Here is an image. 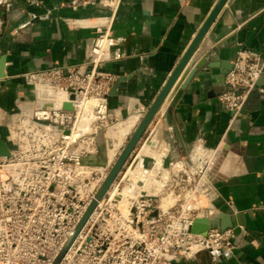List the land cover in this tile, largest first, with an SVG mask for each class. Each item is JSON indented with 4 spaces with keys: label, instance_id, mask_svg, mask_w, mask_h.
<instances>
[{
    "label": "built area",
    "instance_id": "obj_1",
    "mask_svg": "<svg viewBox=\"0 0 264 264\" xmlns=\"http://www.w3.org/2000/svg\"><path fill=\"white\" fill-rule=\"evenodd\" d=\"M125 1L135 5L137 0ZM121 2L65 0L63 7L72 11L104 7L110 18L95 21L96 36L81 62L21 73L33 94L32 103L0 107L6 129L0 137L8 150L0 156V264H53L137 126L121 138L110 156V133L126 119L118 106L108 102L116 77L105 71L108 64L124 57L122 40L110 35ZM4 27L0 13V34ZM231 65L217 98L234 120L253 91H264L257 86L264 56L256 49L241 48ZM101 144L107 154L106 167L86 165L84 160L95 157ZM220 149L199 152L187 167L179 164L176 172L172 166L171 176L159 162L160 152L153 159L157 183L150 192L143 190L130 199L127 209L119 208L113 186L119 185L118 180L132 184L126 177L133 158L141 161L136 153L122 166L58 264H193L201 254L216 262L232 253L242 227L202 234L190 230L197 219H211L231 209L217 185L241 178L220 181L210 176L226 171L217 158ZM139 172L137 180L149 173V167L140 162ZM168 192L176 201L165 209L160 195Z\"/></svg>",
    "mask_w": 264,
    "mask_h": 264
},
{
    "label": "crops",
    "instance_id": "obj_2",
    "mask_svg": "<svg viewBox=\"0 0 264 264\" xmlns=\"http://www.w3.org/2000/svg\"><path fill=\"white\" fill-rule=\"evenodd\" d=\"M64 1L0 0L5 21L0 34V60L5 62L6 75L0 79L1 108L32 103L33 94L24 84L22 72L81 62L96 36L95 29L69 22L94 23L110 18L104 7L72 11L63 7ZM216 1L137 0L130 5L122 0L112 18L110 35L122 40L124 57L108 64L105 71L116 77L108 102L120 108L123 118L131 114V103L144 90L161 87ZM202 47L203 57L212 54L208 64H231L241 48L256 49L264 56V0H227ZM219 75V67L197 70L183 89L168 95L143 139L156 131L153 140L159 139L163 146L159 162L164 169H170L175 164L190 165L202 146L207 149L204 154L212 152L216 142L211 139L222 135L217 158L226 169L238 168L244 174L238 181L219 183L217 189L231 205L225 214H244L245 226L232 253L220 256L216 262L201 254L192 263L264 264V91H253L232 120L230 111L217 98L224 89ZM259 79L257 86L264 90V72ZM137 149L133 156L138 155ZM103 151L101 144L99 153L84 163L106 167Z\"/></svg>",
    "mask_w": 264,
    "mask_h": 264
},
{
    "label": "water",
    "instance_id": "obj_3",
    "mask_svg": "<svg viewBox=\"0 0 264 264\" xmlns=\"http://www.w3.org/2000/svg\"><path fill=\"white\" fill-rule=\"evenodd\" d=\"M226 1L227 0L216 1L212 10L205 18L200 29L194 36L193 40L190 42L189 46L186 48L185 52L178 61L177 65L175 66L173 71L169 74V76L164 80L157 96L150 103L147 111L143 113V116L139 121V123L137 124V126L135 127V129L133 130L128 143L123 148L121 154L118 156L116 162L112 166L104 182L101 184L95 196V200L91 202L90 206L88 207L85 214L77 224L71 236L66 241L65 245L59 252L53 264L59 263L61 256L65 253L69 245L74 240V237L80 231V229L82 228V226L84 225L90 214L92 213L93 209L95 208L97 204L96 200H101L104 197L105 193L108 191L110 187V184L113 183L114 179L116 178L122 166L128 160L129 161L131 160V157L133 156L132 153L137 149V147H138L137 150L139 151L138 152L139 155L148 154L151 156L152 159H156L158 157V154L162 150L163 146H161L162 144L158 142L159 139H156V141L153 140L156 131L153 130L145 139L143 138L145 136L144 134L147 132L150 123L152 122L154 117L158 114L160 108L162 107L168 95L171 93L172 94L175 93V91L179 88L183 89L186 83H188V81L192 77V75L195 74L197 70L204 69L205 67L207 68L219 67L220 68L219 80L221 84L224 83L225 76L227 72L231 70L232 65L229 62H223L222 64H219V61H216L213 64H208L206 61L210 57H212V54L208 56L205 55L203 57L205 49L202 47V44L208 29L213 24L215 18L220 13ZM4 64H5L4 60H0V79L6 77L4 71ZM259 82L260 79L257 81V84H259ZM7 154H8L7 147L0 137V156H6ZM139 165H140V159L138 157L133 158L132 165L130 168V174L126 177V179L131 181L132 183H136L138 176L140 174ZM236 226H240V227L245 226L244 214L218 213L211 219H197L196 221L193 222L190 230L193 234H202L209 229H218L224 231Z\"/></svg>",
    "mask_w": 264,
    "mask_h": 264
},
{
    "label": "bare ground",
    "instance_id": "obj_4",
    "mask_svg": "<svg viewBox=\"0 0 264 264\" xmlns=\"http://www.w3.org/2000/svg\"><path fill=\"white\" fill-rule=\"evenodd\" d=\"M95 24H96L95 22L94 23H88V21H87L82 26H86V27L88 26V27L93 28V26ZM159 90H160V87L149 88L147 90H144L139 95L138 100L133 101L131 103V110H132L131 114L124 120V122H122L119 126H117L116 129L112 130L110 133V138L112 140V145L110 146L109 151H108V154L110 156H112L114 154V150L118 146L121 138L127 134H130L132 128H134V126H136L139 123V121L141 120V118L143 116V113L145 111H147L150 103L157 96ZM162 108H163V106L160 108V110ZM3 117H4V112L0 111V136L1 137L5 136V131H6V129L3 126ZM221 136L222 135H216L211 139L212 141L216 142L214 144L213 150L217 149L220 146ZM140 162L143 165H145L144 163H146V162L151 163L150 165L144 166V167H149V173H148L147 179L149 180V182L153 181V184L157 183V180L155 177V175H156L155 172H157V170H158L157 164H155V161L151 158V156L148 154L143 155L141 157ZM179 168H180V166H179V164H177L174 166L173 171L176 172L177 170H179ZM151 170H153L154 173H150ZM153 171H151V172H153ZM219 172L220 171H218V173ZM212 173L213 174H210V176L217 178L220 181L225 180V179H230V178H241L242 175L244 174V172L238 168H231V170H229L227 168L226 171L221 173V175L217 174L218 177L215 176L216 173H214V172H212ZM140 179L137 180L136 183H132V184L124 183L121 188L119 185L113 186L114 197L119 198L118 200H116L117 206L119 208L127 209L129 200L136 197L143 190H148L150 192L151 186L146 188L145 182L142 181V176L140 177ZM149 182H148L147 186L149 185ZM110 186H111V184H110ZM169 198H171V197L169 196ZM165 199H162V201L164 200L163 203H165V204H162L165 209L167 207L171 206L170 204L174 205V203L176 201L174 198H171V201L165 202ZM98 201H100V200H96V203H98Z\"/></svg>",
    "mask_w": 264,
    "mask_h": 264
},
{
    "label": "rangeland",
    "instance_id": "obj_5",
    "mask_svg": "<svg viewBox=\"0 0 264 264\" xmlns=\"http://www.w3.org/2000/svg\"><path fill=\"white\" fill-rule=\"evenodd\" d=\"M205 146H202L201 148H200V153L201 154H204L205 153V151L207 150V149H205L204 148ZM103 153L105 154L104 156H106L107 157V154H106V151H105V149H104V151H103ZM210 153V152H209ZM92 167H94V166H92ZM101 168H103V167H101ZM164 172L166 173V174H168L169 176H171V172H170V170L169 169H164ZM150 173H154V171L153 172H150ZM147 176H148V174L147 175H145L144 176V178L142 179V181H144L145 182V185H146V188L147 187H152L153 186V181L152 182H149V180L147 179ZM148 182H149V185L147 186V184H148ZM118 183H119V186H120V188L123 186V181H121L120 182V180H118ZM159 185V184H158ZM169 191H171V189L169 190ZM169 193L170 192H168V193H164V194H161L160 195V199H165V202H169V201H171V198H174L172 195H169ZM169 196L171 197V198H169ZM164 201V200H163ZM163 201H162V204H165V203H163ZM170 205H172V204H170Z\"/></svg>",
    "mask_w": 264,
    "mask_h": 264
}]
</instances>
